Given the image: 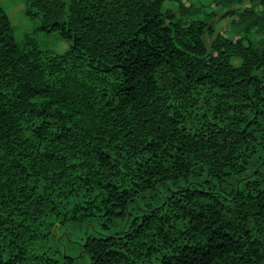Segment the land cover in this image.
Returning <instances> with one entry per match:
<instances>
[{
  "label": "trees",
  "instance_id": "16d2710c",
  "mask_svg": "<svg viewBox=\"0 0 264 264\" xmlns=\"http://www.w3.org/2000/svg\"><path fill=\"white\" fill-rule=\"evenodd\" d=\"M197 1L0 2V264H264V0Z\"/></svg>",
  "mask_w": 264,
  "mask_h": 264
},
{
  "label": "rangeland",
  "instance_id": "374dc122",
  "mask_svg": "<svg viewBox=\"0 0 264 264\" xmlns=\"http://www.w3.org/2000/svg\"><path fill=\"white\" fill-rule=\"evenodd\" d=\"M200 2L208 3L209 0H199ZM197 1V5L201 3ZM1 5L7 11L10 16L11 22L15 27V37L18 42H22L28 36L33 38L40 49L51 50L55 53L62 54L70 48V43L61 39L55 32H47L41 29L42 20L40 16L29 15L26 12L25 0H0ZM249 6V2L246 1L242 4H236L233 9H244ZM175 4L166 2L164 9L174 8ZM212 9L216 10L218 17L215 19L217 34L224 33L231 37V19L225 18L227 10L221 7L212 6ZM186 20V19H185ZM207 41L210 43V39ZM128 220L125 222L123 228L126 227ZM103 232H106L104 229ZM100 231V233H103Z\"/></svg>",
  "mask_w": 264,
  "mask_h": 264
}]
</instances>
